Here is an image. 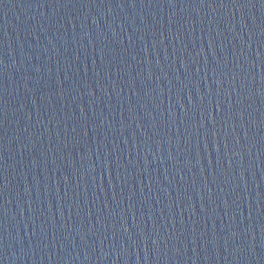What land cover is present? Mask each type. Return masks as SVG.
<instances>
[{"label":"water","instance_id":"1","mask_svg":"<svg viewBox=\"0 0 264 264\" xmlns=\"http://www.w3.org/2000/svg\"><path fill=\"white\" fill-rule=\"evenodd\" d=\"M0 264H264V0H0Z\"/></svg>","mask_w":264,"mask_h":264}]
</instances>
